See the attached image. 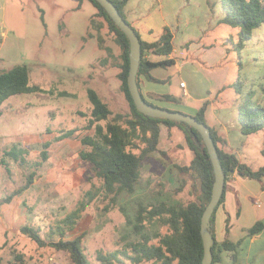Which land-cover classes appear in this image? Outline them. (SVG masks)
<instances>
[{
	"label": "rangeland",
	"instance_id": "obj_1",
	"mask_svg": "<svg viewBox=\"0 0 264 264\" xmlns=\"http://www.w3.org/2000/svg\"><path fill=\"white\" fill-rule=\"evenodd\" d=\"M159 1L128 2L131 13L127 19L140 32L152 31L153 37H158L164 20L163 24L169 25L175 34L176 63L155 68L153 73L164 81H150L147 85L151 91L179 95L183 91L181 82H185L194 98L182 103L146 98L157 106L189 114L203 103L196 97L212 96L217 114L209 112L207 123L212 125L220 119L230 126L231 143L221 145L222 148L236 153L253 168L264 166V130L252 134L240 131L237 107L241 97L233 87L240 80L244 92L252 88L256 91L255 99H264V24L254 30L239 54L233 41H240L241 27L220 23L224 16L221 0H175L167 3L164 18ZM78 6L77 0H0V70L26 63L31 83L41 87L37 92L12 96L2 106L0 198L26 185L27 177L35 172L28 188L0 206V254L4 262L21 253L28 264H71L66 251L42 247L20 228L37 224L42 227L44 238L58 240V231L49 235L51 226L73 211L94 183L99 185L92 165L81 158L86 148L83 137L95 134L94 128H89L93 106L88 89H95L114 112L129 109L121 90L120 68L115 65L121 49L106 27L99 31L92 23L97 12L93 2L84 0L81 8ZM150 17L152 21L148 22ZM136 18L143 21L137 24ZM100 36L104 37V46H100ZM227 48L231 50L228 52ZM151 54L146 51L145 57ZM184 61L188 63L183 64ZM194 61L199 72L192 65ZM220 83L226 87L217 95ZM166 133L163 126V142L169 148L161 145L144 161L136 191L123 194L109 210L104 208L108 200L96 199L68 232L67 239L84 236L86 254L93 263L97 262L99 250L122 247L121 236L133 230L126 214L134 219L142 205L150 206L159 200L186 204L198 199L191 181L179 190L183 177L173 171L175 164L189 163L194 152L188 147L183 130H173L170 146ZM179 141L187 149L176 144ZM49 142L48 158L43 161L44 144ZM14 146L25 150L23 158L16 160L5 154ZM164 231L166 227L159 223L146 227L153 242L158 240L155 234ZM228 237L234 242L242 239L238 259H233L232 252L223 251L220 264H264V233L255 241L247 233H229Z\"/></svg>",
	"mask_w": 264,
	"mask_h": 264
},
{
	"label": "trees",
	"instance_id": "obj_2",
	"mask_svg": "<svg viewBox=\"0 0 264 264\" xmlns=\"http://www.w3.org/2000/svg\"><path fill=\"white\" fill-rule=\"evenodd\" d=\"M77 1L79 2L78 8H80L84 0ZM90 1L98 9L92 18V23L96 25L95 28L102 31V28L106 27L121 49L115 65L120 68L121 90L129 102V109L114 112L109 103L95 89H88L93 106L89 128L93 127L95 134L83 137L82 142L86 148L81 152V158L92 165L100 181L99 185L94 183L78 201L76 208L65 218L58 220L55 226H51L49 235L51 236L54 231H58L60 235L58 240L44 238L41 234L42 227L37 224H26L20 228V231L42 247L50 246L57 250L66 251L70 255L71 264H201L204 257L201 220L211 200L215 181L214 167L207 145L200 132L193 126L185 122L151 117L137 109L128 86L131 50L129 38L97 0ZM112 1L126 18L125 6L129 0ZM221 5L224 16L220 23L241 27L240 41L235 43L231 40L234 49L240 54L245 46V41L250 40L254 30L264 24V0H221ZM130 24L132 25V23ZM137 33L142 45V60L138 72V84L142 92L143 77L156 82L164 81L153 76L152 69L175 64L174 58H168L174 51V33L169 26H164L160 37L155 41L144 40L139 31ZM90 37H94V35L90 33ZM104 41V37L100 36V46H104ZM230 50L227 48L228 52ZM146 51L166 58L151 61L145 57ZM243 86V82L240 80L233 84L241 97L237 107L240 131L243 134H252L264 130V99H255L256 91L251 88L244 92ZM225 87L221 88L218 94ZM262 89L264 91V86ZM40 90L41 87L38 84L31 83L30 67L26 63L0 70V117L3 114L2 106L9 98ZM142 96L146 101L154 104L146 98L143 92ZM150 97L174 103L181 101L179 97L171 93H153ZM209 105L210 101H205L194 115L199 121L206 124H208L206 111ZM103 121H106V124H103ZM162 124L168 127L170 135L173 127L181 128L185 134L188 147L194 152V157L189 163L175 164L174 169H172L173 171L177 170L178 176L183 177L179 190H182L188 181H191L197 190L198 199L186 204L159 200L158 203H153L150 206L142 205L137 214L134 215V219L126 214L128 222L133 224V230L131 233L121 236L119 242L122 247L112 251L99 250L96 256L97 262L93 263L86 254L84 236L79 235L74 239H67L66 236L69 231L76 227L84 211L96 199L108 200L109 202L105 204L104 208L109 210L117 204V199L123 194H133L136 191L144 161L151 153L159 150ZM210 128L226 172V180L234 171H238L251 179L261 180L264 177V166L253 168L249 163L242 161L236 153L226 151L221 145L228 144L227 138L223 137L216 128L211 126ZM72 133L73 131L67 132L61 137H67ZM49 145L50 142L44 144L46 149L42 152L43 161L48 158L47 148ZM5 154L19 160V158H23L25 150L14 146ZM2 162L5 163V160ZM38 165H41V162ZM7 169L9 171L8 167ZM34 177L35 172L27 177L26 185L15 193L0 198V206L10 203L14 195L28 188ZM225 197L226 186L211 219V232L215 237L212 247L214 253L212 264L222 262L223 251L232 252L233 259L237 260L238 248L242 243V240L234 242L228 237L230 233L229 216L226 219L227 237L223 241H219L217 237L215 230L216 215L219 207L225 202ZM152 223H159L166 227V231L155 234L158 238L155 242L146 233V227ZM263 231L264 221L259 220L247 230V234L252 237ZM133 234L136 237H133ZM0 264H28V262L25 255L21 253H17L14 259L9 262H4L0 254Z\"/></svg>",
	"mask_w": 264,
	"mask_h": 264
},
{
	"label": "crops",
	"instance_id": "obj_3",
	"mask_svg": "<svg viewBox=\"0 0 264 264\" xmlns=\"http://www.w3.org/2000/svg\"><path fill=\"white\" fill-rule=\"evenodd\" d=\"M173 1H175V0H160L159 1L158 5H159V10L162 14L161 17L164 18L165 14H167V12L165 11V7H166L167 3H173ZM82 3H81V6H82ZM97 12H98V9H97ZM150 12H151V10H150ZM129 13H131V10L128 8V3H127V5L125 6L126 18H127V14H129ZM136 20L139 21V22H136L138 24L141 22L140 20H142V18H138V19L136 18ZM147 21L151 22L152 21L151 17ZM163 23H164V20H163ZM163 23L160 25L161 33H162V29L164 26H169V25H165ZM132 25L135 27V25L133 23H132ZM150 28H152V25H150ZM135 29L137 31H139V29L137 27H135ZM170 29H171V27H170ZM153 31H154V29H153ZM151 32L152 31H149V33H142L139 31V33L141 34V37L147 41H155L161 35V33H160L158 37H153V34ZM3 35H6V33L3 32ZM174 38H175V34H174ZM191 42L192 41H190L189 43H191ZM175 53H176V47L174 44V51L169 55L168 58H174L175 63H176L177 57L175 56ZM153 55H155V54L152 53L148 59L151 61L161 60V59H154ZM164 58H166V57H164ZM164 58H162V59H164ZM184 63L187 64L188 62L184 61L183 64ZM192 65L194 66V68L196 69L197 72L200 71V68H199L197 61H194ZM154 69L151 70L152 75L158 79L163 80L162 78L157 77L153 73ZM219 72H220L221 76H223V73H222L223 70L219 69ZM150 81H152V80H148L146 77L142 78L141 88H142V92L144 93V95L150 97V95L153 93L161 94V93H158L155 91H151L149 89L147 84ZM153 82H156V81H153ZM181 84H182V82H181ZM223 87H225V85H223V83H220L218 85V87H216V90L219 91ZM181 88L183 89L181 94H179V95L173 94V95H175L181 99L180 103H182L185 100H191L192 98H194V95L192 94L188 84H186L185 87L181 85ZM218 91H217V94H218ZM164 94H166V93H164ZM150 98L153 99L152 97H150ZM196 98L200 99L203 102L202 105L204 104L205 101L209 100L210 105L206 111V116L209 112H211L210 114L216 116L217 111L214 108V101H213L212 96H210V97H208V96L196 97ZM153 100H156V99H153ZM156 101H162V100H156ZM201 106L194 108L192 113H189V114L195 115ZM212 123L213 124L210 126L216 128L219 131V133L223 137L227 138L228 142L231 143L230 126L228 125V123H225L223 120H220V119H215ZM163 126L167 130L166 136L168 137V140H169V142H168L169 146L174 141L173 140V130L174 129H181V128H179L177 126L173 127L172 131H171V135H170L168 127L166 125L162 124L159 147H161V145H164L165 149H168L169 147L168 146L166 147L167 144H164L165 142H163V138L165 137L164 136L165 134H162ZM185 140H186V137H185ZM176 144H181L183 148H186V147H184L185 145L182 141H179ZM239 158L243 161L242 157H239ZM187 163L188 162H186L185 164H187ZM228 216L230 217V233H232V234L237 233V234L244 235L245 233H247V230L250 227H252L257 221H259V220L264 221V177L261 180L251 179L249 177H246V176L240 174L238 171H234L228 176V179L226 180L225 202L219 207V209L217 211V215H216L215 230H216L217 237H218L219 241L224 240V235L226 233V219ZM222 230L224 231V234L221 232ZM263 233H264V231L258 235L252 236V240L255 241ZM240 240H242V239H240ZM220 263H218V264H220Z\"/></svg>",
	"mask_w": 264,
	"mask_h": 264
},
{
	"label": "water",
	"instance_id": "obj_4",
	"mask_svg": "<svg viewBox=\"0 0 264 264\" xmlns=\"http://www.w3.org/2000/svg\"><path fill=\"white\" fill-rule=\"evenodd\" d=\"M97 1L106 9L110 17L129 38L131 50L128 86L137 109L151 117L185 122L193 126L200 132L207 145L214 167L215 181L213 184L211 200L208 203L201 220V234L204 242V257L201 264H212L214 259L212 247L215 242V237L211 232V219L224 192L227 176L218 154L217 145L212 137L211 128L205 122L199 121L194 115L184 113L182 111L163 108L151 104L143 98L138 84V72L142 60V45L140 36L138 35L135 27L126 20L112 0Z\"/></svg>",
	"mask_w": 264,
	"mask_h": 264
},
{
	"label": "built area",
	"instance_id": "obj_5",
	"mask_svg": "<svg viewBox=\"0 0 264 264\" xmlns=\"http://www.w3.org/2000/svg\"><path fill=\"white\" fill-rule=\"evenodd\" d=\"M181 85L185 87V86H186V83H185V82H182V84H181Z\"/></svg>",
	"mask_w": 264,
	"mask_h": 264
}]
</instances>
